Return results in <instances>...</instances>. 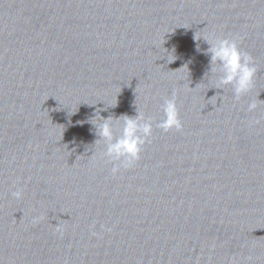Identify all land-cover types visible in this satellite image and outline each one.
I'll return each mask as SVG.
<instances>
[{
	"label": "water",
	"instance_id": "1",
	"mask_svg": "<svg viewBox=\"0 0 264 264\" xmlns=\"http://www.w3.org/2000/svg\"><path fill=\"white\" fill-rule=\"evenodd\" d=\"M202 36L254 58L239 101L213 87ZM173 93L182 129L165 131ZM257 94L264 0H0V264H264ZM98 109L151 118L115 176Z\"/></svg>",
	"mask_w": 264,
	"mask_h": 264
},
{
	"label": "clouds",
	"instance_id": "2",
	"mask_svg": "<svg viewBox=\"0 0 264 264\" xmlns=\"http://www.w3.org/2000/svg\"><path fill=\"white\" fill-rule=\"evenodd\" d=\"M202 38L209 45L205 50V54L210 55V73L212 77H215L213 87L223 89L225 86L231 85L237 101L249 94L254 88L257 73L254 58L250 54L242 53L235 39L210 36H202ZM195 39L199 40L196 37ZM197 51H200L199 45H197ZM258 95L256 99L248 103V112L255 111L260 103H264V101L258 99ZM161 108L164 116L157 126L165 131L171 128L180 131L182 123L179 119L174 93L172 98L164 99ZM99 112L98 109L90 123L94 126L95 134L99 137L95 143L99 140L105 141L106 151L102 155L106 156L109 161L118 162L113 163L111 169L112 174L115 176L122 168H131L139 160L142 146L146 142H150L152 122L151 118L146 119L144 114L138 110V114L134 117L121 115L116 118L111 115L103 118ZM250 123H259V121H250ZM117 125L119 128L122 127V135L114 137L113 130ZM12 196L20 199L22 191L16 190L12 192ZM42 219L43 217H34L33 224H39ZM52 226L61 235L63 234L60 220Z\"/></svg>",
	"mask_w": 264,
	"mask_h": 264
}]
</instances>
